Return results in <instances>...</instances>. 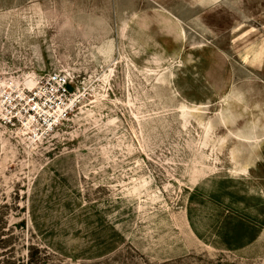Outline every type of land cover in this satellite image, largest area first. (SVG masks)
<instances>
[{"label":"rangeland","instance_id":"374dc122","mask_svg":"<svg viewBox=\"0 0 264 264\" xmlns=\"http://www.w3.org/2000/svg\"><path fill=\"white\" fill-rule=\"evenodd\" d=\"M263 7L0 0V100L52 71L75 97L43 136L0 122V264H264Z\"/></svg>","mask_w":264,"mask_h":264},{"label":"built area","instance_id":"2783aa9c","mask_svg":"<svg viewBox=\"0 0 264 264\" xmlns=\"http://www.w3.org/2000/svg\"><path fill=\"white\" fill-rule=\"evenodd\" d=\"M69 73L52 71L40 75L32 89L4 91L0 100V122L21 125L38 137L52 132L74 108Z\"/></svg>","mask_w":264,"mask_h":264},{"label":"crops","instance_id":"0c3cea01","mask_svg":"<svg viewBox=\"0 0 264 264\" xmlns=\"http://www.w3.org/2000/svg\"><path fill=\"white\" fill-rule=\"evenodd\" d=\"M30 4L31 3H29V6H30ZM260 11H262L261 13H259V14H256V15H254V17H255V19L259 22V25L264 29V7L262 8V9H260ZM260 30V29H259ZM262 32L263 31H258V29H256L255 31H254V34L256 33V34H262ZM260 38H264V36L263 37H260Z\"/></svg>","mask_w":264,"mask_h":264},{"label":"bare ground","instance_id":"6f19581e","mask_svg":"<svg viewBox=\"0 0 264 264\" xmlns=\"http://www.w3.org/2000/svg\"><path fill=\"white\" fill-rule=\"evenodd\" d=\"M259 31V30H258ZM261 32V31H260Z\"/></svg>","mask_w":264,"mask_h":264}]
</instances>
